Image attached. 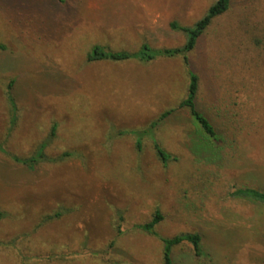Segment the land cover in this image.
I'll return each mask as SVG.
<instances>
[{
    "label": "rangeland",
    "instance_id": "1",
    "mask_svg": "<svg viewBox=\"0 0 264 264\" xmlns=\"http://www.w3.org/2000/svg\"><path fill=\"white\" fill-rule=\"evenodd\" d=\"M215 1L0 0V264H165L176 236L173 264H264V204L243 194L264 193V0H231L183 55L88 60L180 47L171 22L193 27ZM190 71L214 162L179 106ZM42 143L48 158L12 159Z\"/></svg>",
    "mask_w": 264,
    "mask_h": 264
},
{
    "label": "trees",
    "instance_id": "2",
    "mask_svg": "<svg viewBox=\"0 0 264 264\" xmlns=\"http://www.w3.org/2000/svg\"><path fill=\"white\" fill-rule=\"evenodd\" d=\"M230 2L231 0H216L208 8V11L203 16V18L197 21L193 27L181 26L176 21L171 22L170 26L172 27V29H179L187 34V40L185 44H183L180 47L162 48V49L154 50L150 46L145 45L138 53H129L124 50L106 51L101 46H95L92 52L88 55V60L96 61V60L108 59V60L120 61V60L136 59L138 61L148 62L157 57H173L178 54L183 55L185 54V52H188L196 45L197 40L204 33V31L208 29L214 18L228 11ZM183 60L187 64L188 59L186 56H184ZM198 90H199V78L196 76V74H194V72L190 71L188 93L187 96H185V98L181 100L179 106H185L188 109L189 113L191 114L193 120L197 125V129L195 130V135H193L195 139H197V141L195 140V146H194L195 151L202 153V157L206 158L208 162L209 161L214 162L218 160L217 158H219L218 157L219 153L216 154L214 145L212 143V141L216 139L217 131L215 126L210 122V120L196 108L195 100L198 95ZM172 111L173 109L163 112L158 119L160 120L168 116ZM157 120L152 122V124L149 127L153 129L156 126ZM54 129L55 127H53V130L50 135L54 134ZM46 145L47 143H42L40 147L37 149L36 153L31 157L18 158L17 156H12V159L15 162L22 163L27 166L34 165L37 162H39V160L48 158L44 152ZM136 145L137 148H141L140 139H137ZM154 147L163 166L168 161L173 159L172 155L166 152L164 149H162L159 146V144L155 143ZM68 155H69L68 153H64L58 159H62ZM243 194L248 196L250 195L254 197L255 200L264 204V193L259 192L254 188H248L246 191H243ZM2 215L3 214L0 213V217ZM161 220H162V215L160 212L157 211L155 212L154 216L149 222L143 223L141 225H137V227L141 231L150 234L153 233L155 225L159 223ZM119 229L120 228L118 227L117 229L118 233H120ZM185 237L189 242L193 244L196 254H199L200 237L197 234L185 235ZM180 238H182V236H176L170 239H162V241L165 242L164 255H163L165 264H173L169 254V248H170L169 246L171 244H174Z\"/></svg>",
    "mask_w": 264,
    "mask_h": 264
}]
</instances>
